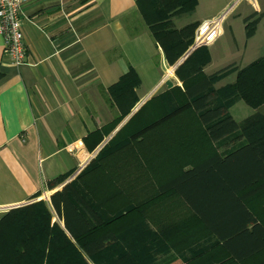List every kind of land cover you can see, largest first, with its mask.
Here are the masks:
<instances>
[{
  "label": "crops",
  "instance_id": "0c3cea01",
  "mask_svg": "<svg viewBox=\"0 0 264 264\" xmlns=\"http://www.w3.org/2000/svg\"><path fill=\"white\" fill-rule=\"evenodd\" d=\"M237 1L197 0L193 11L174 18L177 28L191 22H197V28L191 46L170 65L135 0H28L22 8L26 64H10L3 55L0 36V215L42 200L51 223H57L73 240L50 196L88 168L92 170L88 181L101 173L100 182L81 185L103 219L91 237L112 231L122 240L114 248L117 253L130 250L142 256L138 257L140 264H162L175 253L171 251L172 224L188 214L203 230L193 252L202 260L199 264H256L264 260V249L242 261L234 260L175 192H158L161 183L211 153L204 145H216L203 133L193 131L190 135L188 111L129 139L134 130L176 106L150 101L177 86L182 89L175 70L199 47H207L211 61L212 47ZM253 5L257 12H264L256 0ZM129 67L140 80L136 100L129 113L115 122L120 108L107 88ZM194 125L200 126L195 121ZM121 131L112 147L110 141ZM230 145H221L218 151H226ZM99 154L102 160L98 162ZM100 163L101 171L91 168ZM121 173L157 179L142 178L140 194L120 201L115 198L122 187L120 179L112 182L108 176ZM60 175H66L65 180L48 188L47 183ZM262 192L248 197L246 203L264 221ZM254 197L258 199L255 206L251 203ZM177 205L179 213L173 207ZM115 214L118 219L112 220ZM173 257L189 264L178 254Z\"/></svg>",
  "mask_w": 264,
  "mask_h": 264
},
{
  "label": "trees",
  "instance_id": "16d2710c",
  "mask_svg": "<svg viewBox=\"0 0 264 264\" xmlns=\"http://www.w3.org/2000/svg\"><path fill=\"white\" fill-rule=\"evenodd\" d=\"M135 3L168 63L173 65L191 46L197 28V22L177 28L174 18L193 11L197 0H135ZM252 30L248 29V34ZM209 61L207 47L192 52L175 70L182 89L177 86L150 101L176 106L134 130L129 139L144 135L184 111L194 117L207 141L216 145L207 157L161 183L158 192H175L227 253L242 261L264 249V221L246 203L248 197L264 191V113L256 111L236 121L228 109L239 100L252 108L264 104V57L243 68L233 66L207 75L203 67ZM232 71L236 72L235 80L215 88ZM139 81L137 72L129 67L107 88L120 108L115 122L129 113ZM123 106L125 109H121ZM122 132L110 141L112 147ZM229 142V149L218 151ZM91 168L101 171V163ZM90 170L87 168L50 196L56 214L73 240L57 223H51V214L42 200L12 209L0 215V264H140L130 250H123L122 254L115 251L122 240L112 231L91 237L103 225V219L87 197L88 190L81 187L88 182ZM65 178L66 175H60L49 181L47 187L51 189ZM113 219H118V215ZM162 264L185 263L172 256ZM256 264H264V260Z\"/></svg>",
  "mask_w": 264,
  "mask_h": 264
},
{
  "label": "rangeland",
  "instance_id": "374dc122",
  "mask_svg": "<svg viewBox=\"0 0 264 264\" xmlns=\"http://www.w3.org/2000/svg\"><path fill=\"white\" fill-rule=\"evenodd\" d=\"M256 3L258 4L260 10H264V0H256ZM190 16H193V13L190 14ZM190 16L189 18L191 19ZM248 29H253L251 34H248ZM260 57H264V12H257V9L253 5V0H238L233 8V11L223 23V34L219 36L217 42L212 47V59L203 67V72L210 75L220 71L221 69L233 66L237 67V69L243 68ZM235 76L236 72L232 71L228 76L217 82L215 84V88H219L226 83L233 82L235 80ZM256 111L264 113V104L260 105L258 108H252L244 101L239 100L228 109L229 114L236 121H241ZM143 113L144 111L142 114ZM186 118L190 121V135L194 132L202 135L203 132L201 127L199 125H194V117L189 115ZM128 128L129 127H127V129ZM211 146L212 145L208 143L204 145V149L206 148L208 151H212ZM189 161L193 162L195 160ZM151 176L154 179H157V176L154 175H133L129 173L114 174L108 177L112 182H117L120 179V185L122 187L117 190L118 192H116L115 198L120 201H124L125 197L128 195H139V182L142 178L144 179ZM96 181H101V173L99 172H97L94 177L90 178L88 182L93 183ZM260 199H264V192L261 193ZM256 200H258L257 197H254V199L251 200V203L254 204H252L253 206L256 205ZM173 207L175 208V211H178V205ZM261 209H264V207ZM179 219L180 218L177 219V223L172 224L173 230H171L170 237L172 240L171 242L173 243V249H171V251L182 256L189 264H199L202 260L199 261V259H196L198 256H194L193 252L195 250L194 248L200 241L198 236L201 237L203 235V230L200 225L194 223L193 218L188 214L186 217H182L181 221H179ZM185 219L188 223L186 226L184 224L186 223ZM168 233L169 232H167V234ZM185 237H187L188 244H185ZM183 243L185 245H183ZM179 244H182V246ZM185 247H188L189 250H185ZM182 251L184 252L182 253ZM175 253L169 255L175 256ZM137 257L142 256L137 255ZM89 264L93 263L89 262Z\"/></svg>",
  "mask_w": 264,
  "mask_h": 264
},
{
  "label": "built area",
  "instance_id": "2783aa9c",
  "mask_svg": "<svg viewBox=\"0 0 264 264\" xmlns=\"http://www.w3.org/2000/svg\"><path fill=\"white\" fill-rule=\"evenodd\" d=\"M28 0H0V36L3 38V55L12 66L27 63L24 44L22 8Z\"/></svg>",
  "mask_w": 264,
  "mask_h": 264
}]
</instances>
